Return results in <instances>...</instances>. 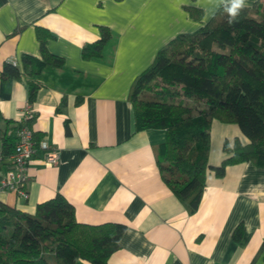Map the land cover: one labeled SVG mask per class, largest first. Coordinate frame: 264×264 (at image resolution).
<instances>
[{
    "label": "crops",
    "instance_id": "obj_1",
    "mask_svg": "<svg viewBox=\"0 0 264 264\" xmlns=\"http://www.w3.org/2000/svg\"><path fill=\"white\" fill-rule=\"evenodd\" d=\"M221 4L0 0V71L5 62L21 66L22 55L40 57L37 27L49 32L46 48L63 61L33 78L38 88L32 102L24 77L0 79V115L19 125L29 105L30 129L58 157L50 165L38 149L27 165V199L4 192L0 203L32 214L37 204L60 194L79 223L124 225L107 264H264V167L228 166L222 178L208 170L198 208L189 214L159 175L165 131H136L129 102L134 80L156 54L177 35L205 25ZM187 6L200 9L202 18L191 19ZM100 27L110 30L111 39L100 57L84 59L82 50L98 40ZM217 122L210 129L213 167L226 157L224 142L246 143L236 125ZM7 159L0 162V176Z\"/></svg>",
    "mask_w": 264,
    "mask_h": 264
},
{
    "label": "trees",
    "instance_id": "obj_2",
    "mask_svg": "<svg viewBox=\"0 0 264 264\" xmlns=\"http://www.w3.org/2000/svg\"><path fill=\"white\" fill-rule=\"evenodd\" d=\"M185 10L193 20L202 18L198 8ZM35 32L40 57L22 55L21 66L5 62L0 71L2 81L27 80L30 102L38 88L33 78L63 65L46 48L49 32L40 27ZM110 39V30L100 27L98 40L83 48L82 57H100ZM129 102L136 131H165L156 160L159 175L189 214L198 208L208 170L222 178L228 166L264 167V0L247 6L231 25L221 4L197 31L171 39L134 80ZM33 121L24 126L30 129ZM213 121L236 125L246 139L224 142L226 157L214 167L208 163ZM19 127L0 115L2 165L13 153ZM32 136L37 151L41 135L32 131ZM124 231L117 223L77 222L60 194L37 204L32 214L0 203V264H107Z\"/></svg>",
    "mask_w": 264,
    "mask_h": 264
},
{
    "label": "built area",
    "instance_id": "obj_3",
    "mask_svg": "<svg viewBox=\"0 0 264 264\" xmlns=\"http://www.w3.org/2000/svg\"><path fill=\"white\" fill-rule=\"evenodd\" d=\"M13 65L16 62L10 61ZM32 118L30 106H26L19 124L17 141L11 156L7 159L4 173L0 176V194L4 192H15L21 199H27L24 186L27 181V165L36 152L35 142L33 141L32 131L24 126L25 121ZM37 149L45 152V161L50 165L57 163V155L51 151L45 141H39ZM0 162L2 155L0 152Z\"/></svg>",
    "mask_w": 264,
    "mask_h": 264
},
{
    "label": "clouds",
    "instance_id": "obj_4",
    "mask_svg": "<svg viewBox=\"0 0 264 264\" xmlns=\"http://www.w3.org/2000/svg\"><path fill=\"white\" fill-rule=\"evenodd\" d=\"M229 25L237 21L240 13L248 6L247 0H221Z\"/></svg>",
    "mask_w": 264,
    "mask_h": 264
},
{
    "label": "rangeland",
    "instance_id": "obj_5",
    "mask_svg": "<svg viewBox=\"0 0 264 264\" xmlns=\"http://www.w3.org/2000/svg\"><path fill=\"white\" fill-rule=\"evenodd\" d=\"M148 98H150V97H148ZM151 99V98H150ZM201 108L203 109V108H205V105H201ZM216 122V121H215ZM218 123V122H217ZM236 128H237V126H236ZM232 134H231V132H230V136L229 137H233V136H231ZM210 150V149H209Z\"/></svg>",
    "mask_w": 264,
    "mask_h": 264
}]
</instances>
